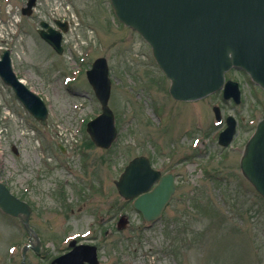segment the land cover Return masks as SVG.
<instances>
[{
  "label": "rangeland",
  "instance_id": "1",
  "mask_svg": "<svg viewBox=\"0 0 264 264\" xmlns=\"http://www.w3.org/2000/svg\"><path fill=\"white\" fill-rule=\"evenodd\" d=\"M64 1L39 0L34 17L25 18L14 7L25 0L5 1L8 13L12 11L11 8L15 10L10 26L14 25L12 23L14 20L23 19V27L28 30L15 45L13 62L16 70L29 86L42 94L50 106L48 122L50 127L44 129L40 126V133H37L30 127L32 124L35 127L39 125L16 104L17 101L14 100L10 89L0 84L2 92L10 96L7 97L10 106L2 103L4 106L2 108L0 104V180L6 181L15 194L25 197L35 207L31 217L32 224L40 233L45 245L42 256H37L33 249H29L26 264H51V259L60 254L71 238L81 241L80 235L83 233L89 235L93 233L90 237L95 238L104 233L103 231L99 234L96 226H91L89 220L97 209L110 211L109 205L114 202V199L110 198L111 194H105L104 197L95 186L94 192L87 189L77 197L71 196V191H74L67 189L72 200L70 204L75 206V212L66 209L68 215L72 213V216H57L56 212L49 213L50 209L46 207L50 206L52 210L55 207V199L58 197L52 191L55 183H64L65 179L76 183L78 175H82L89 184L101 179L100 183L105 184L108 190L109 186L110 188L113 186L111 177L116 178L119 173L117 170L123 171L128 160L138 154L148 156L151 154L154 164L165 168L175 165L176 169L180 170L181 187L177 189L174 201L166 210V218L151 228L145 225L140 214L135 213L132 205L121 197L120 228L113 226L112 221L105 225V229L110 228L109 233H106V239L97 245L98 260L95 264H264V207L261 208L263 204L256 194L249 193V196H253H248L249 212L242 225L246 228L245 234L239 236L241 240L238 241V244L246 243V247H251L256 252L257 258L253 263L248 258V262L244 261L245 256L233 246V243L230 244L229 236L223 233L227 232L226 229L222 233L219 232L221 230L217 227L220 219L214 211L194 206V196L197 195L196 199H202L204 195L203 188H200L204 178L193 163L207 162L208 158H214L212 162L215 161L220 147L217 144L211 146V157L201 159L194 156L190 161L178 162L181 156L179 152L187 150L181 148L184 145L186 130H191L192 136L196 134L195 123H200L201 132L208 128L213 129L212 104L217 103L219 97L210 96L191 103L193 105L172 100L168 103L167 89L155 84L157 77L154 75L159 74V70L156 64L154 65L150 46L138 32L117 20L110 0H71L65 7L67 10L72 8L76 21L65 35L66 50L62 55L55 53L38 37L36 31L28 26L36 27L38 18L48 19L51 14L56 16L60 13L65 14L62 8L65 5ZM89 23L97 29V35H94L96 33H93L91 27H87ZM91 37H94V41L88 45L89 57L107 56L116 83L112 88L111 105L117 114L120 138L112 150L89 147L88 152L91 156L87 157L90 159L88 164L79 157L80 155L74 153V148L61 157L62 152L58 148L57 140L54 139L58 138V135L56 131L53 134V129L64 132L67 125L74 122L71 120L74 113L73 104L79 105L83 102L84 107L76 113L79 120L82 117H92L94 111L100 109L87 78L82 73L83 67L79 59L80 50L86 47L81 38L86 41ZM2 40L1 35L0 50L5 45V40ZM69 76L71 79L66 81ZM227 76L240 82L244 98L242 105L233 109L222 105L225 113L235 114L239 121V132L235 141L240 149L231 150L228 162L221 166L222 172L231 177L233 173H239L238 165L243 144L246 143L256 123L264 116V90L251 82L247 74L231 70ZM151 77H155L153 81ZM140 80L149 84L151 92L142 88L144 84H140ZM76 90L84 91L83 95H77L74 92ZM1 98L2 96L0 103ZM146 100L149 101V105L146 104ZM153 103H156V107L168 103L165 110L161 107V112H164L162 127L158 126L150 108ZM136 108L138 109L135 110ZM247 120L255 123L247 126ZM38 139L41 144H38ZM76 139L67 135L66 139L61 137L60 141L71 146L75 144L73 142ZM192 139L189 138V143ZM11 145H16L19 152L15 153ZM52 151L57 154L56 157L50 156ZM68 155H71L70 158H66ZM48 156L58 161L51 162ZM69 161L72 165L75 162L78 166L76 170L72 168V173L59 164L70 163ZM55 163L56 168L53 166ZM214 164L215 162L212 166ZM216 166L218 165L215 164L213 167ZM208 184L212 186L213 182L209 181ZM222 185L223 183L216 182L213 188ZM231 186L232 189H237L236 183ZM24 191L30 192L24 194ZM210 196L213 198V206L221 210L218 198L213 193L206 197L209 199ZM86 197L89 198L88 205L83 204L86 208L81 209L83 205L80 201ZM236 197L238 200L244 199L240 194ZM187 211L190 212L187 214ZM224 215L227 216L228 213ZM88 223L91 231L86 229ZM27 238L28 235L19 220L5 216L0 211V264H22L21 251L23 245L29 242Z\"/></svg>",
  "mask_w": 264,
  "mask_h": 264
},
{
  "label": "water",
  "instance_id": "2",
  "mask_svg": "<svg viewBox=\"0 0 264 264\" xmlns=\"http://www.w3.org/2000/svg\"><path fill=\"white\" fill-rule=\"evenodd\" d=\"M161 1L167 7L164 13L172 18L169 24L174 23L181 33L178 36L171 30L169 41L165 37L166 44L181 54L180 58L165 64L174 78L171 89L174 95L203 96L213 91L222 82L224 70L233 63L248 69L257 82L264 86V0H178L180 6L176 13L173 0ZM157 2L158 0H113V5L122 20L139 30H151L150 35L158 43L154 30L156 21L153 19L154 7L161 6ZM161 20L164 21L165 17ZM167 30L164 31V36ZM176 43L181 47L175 46ZM1 63L0 73L15 87L25 103L36 109L38 105L43 108L42 103L37 98L32 99L26 93L28 90L24 85L18 83L15 74L11 72L9 62ZM97 63L100 64V61ZM37 113L45 115V110ZM105 113H110L107 107ZM107 126L110 127L111 123H107ZM111 139L112 137L107 138L105 144ZM137 161L133 162L131 167ZM243 168L264 194V120L260 122L257 133L248 144ZM171 189L170 186L163 185L161 190H157L159 200L155 203L153 211L147 214L149 217L159 214L172 192ZM25 205L0 183V206L4 210L12 214L21 211L29 214L30 210ZM24 221L28 226V218ZM88 254L90 253L85 249L73 251L60 257L58 262L80 264V260Z\"/></svg>",
  "mask_w": 264,
  "mask_h": 264
}]
</instances>
